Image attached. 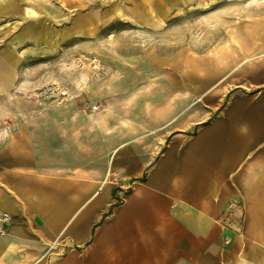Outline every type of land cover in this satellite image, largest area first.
I'll return each mask as SVG.
<instances>
[{
  "label": "rangeland",
  "instance_id": "rangeland-1",
  "mask_svg": "<svg viewBox=\"0 0 264 264\" xmlns=\"http://www.w3.org/2000/svg\"><path fill=\"white\" fill-rule=\"evenodd\" d=\"M263 93L264 0H0V149L42 126L65 162L133 170L169 127Z\"/></svg>",
  "mask_w": 264,
  "mask_h": 264
},
{
  "label": "crops",
  "instance_id": "crops-1",
  "mask_svg": "<svg viewBox=\"0 0 264 264\" xmlns=\"http://www.w3.org/2000/svg\"><path fill=\"white\" fill-rule=\"evenodd\" d=\"M7 141L0 264H264V93L231 98L192 134L169 127L133 170L65 162L42 126Z\"/></svg>",
  "mask_w": 264,
  "mask_h": 264
},
{
  "label": "built area",
  "instance_id": "built-area-1",
  "mask_svg": "<svg viewBox=\"0 0 264 264\" xmlns=\"http://www.w3.org/2000/svg\"><path fill=\"white\" fill-rule=\"evenodd\" d=\"M8 220H9V216L6 213L3 214V216L0 218V222L1 223H6V222H8ZM0 234L1 235H4L5 234V229L3 227L0 230Z\"/></svg>",
  "mask_w": 264,
  "mask_h": 264
},
{
  "label": "trees",
  "instance_id": "trees-1",
  "mask_svg": "<svg viewBox=\"0 0 264 264\" xmlns=\"http://www.w3.org/2000/svg\"><path fill=\"white\" fill-rule=\"evenodd\" d=\"M208 122V121H207ZM207 122H203V123H201L200 125H204V124H206Z\"/></svg>",
  "mask_w": 264,
  "mask_h": 264
}]
</instances>
